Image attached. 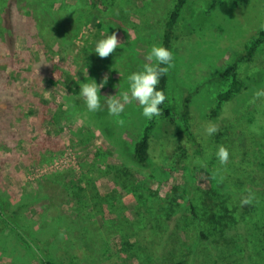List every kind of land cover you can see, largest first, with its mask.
Masks as SVG:
<instances>
[{
    "label": "rangeland",
    "instance_id": "obj_1",
    "mask_svg": "<svg viewBox=\"0 0 264 264\" xmlns=\"http://www.w3.org/2000/svg\"><path fill=\"white\" fill-rule=\"evenodd\" d=\"M175 1L8 0L2 8L0 197L42 248L35 250L29 238L9 231L0 216V264H42L45 252L56 264H122L116 257L121 239L105 223L117 217L118 208L97 211L93 205L94 197L115 191L127 195L124 212L130 220L145 205L158 208L165 202L172 224L189 212L190 198L205 191L219 199L246 196L247 189L264 195V98L250 103L254 92L264 89V45L252 62L240 64L247 90L213 115L218 95L229 85L222 72L264 28V0H190L184 10L170 70L169 109L179 112L185 96L194 95L192 126L203 157L179 135L181 120L177 125L159 120L152 157L141 166L132 152L148 121L142 107L133 102L119 117L108 113L104 98L129 89L128 76L142 70L152 46H160ZM41 17L52 31L41 25ZM113 33L123 45L101 59L95 47ZM105 75L101 110L89 112L77 97L80 84L88 79L99 84ZM230 119L234 126L219 143L216 135ZM209 122L219 126L212 136L204 131ZM221 145L230 153L228 164L236 153L250 162L253 179L246 175L232 187L215 163ZM151 224L138 230L139 237L149 235Z\"/></svg>",
    "mask_w": 264,
    "mask_h": 264
},
{
    "label": "trees",
    "instance_id": "obj_2",
    "mask_svg": "<svg viewBox=\"0 0 264 264\" xmlns=\"http://www.w3.org/2000/svg\"><path fill=\"white\" fill-rule=\"evenodd\" d=\"M108 1L114 4L115 0H107V3ZM189 1L176 0L164 26L160 46L169 49L173 54L183 13ZM7 2L8 0H0V13ZM216 6L217 3L214 2L213 7L216 8ZM42 16L46 17L43 12ZM40 20L41 25L45 26L47 31H52L50 24H46L42 17ZM99 25L102 23L99 22ZM0 29L5 35V26ZM195 30L196 28L193 29V32ZM263 45L264 28L255 33L247 45L246 51L240 54L237 60L222 72V77L229 80V85L226 90L218 95L217 105L213 110L214 116L220 115L227 109L228 104L234 102L247 90L248 85L239 74L240 64L252 62ZM170 80L169 71L167 75L161 78L157 88V90H163L167 97L164 103L160 105L163 114L153 117L151 120L148 119L143 135L134 145L132 157L141 166H147L152 157V142L159 120H166L175 125H177L178 120H181L183 131L179 135L185 137L192 144L195 156L203 157L205 155L204 148L192 126L194 95L185 96L181 110L172 112L169 109ZM233 126L234 124L230 119L227 126L216 135L219 143H223L220 141L223 137L228 138V128H233ZM250 153H253V146L250 148ZM245 154L249 155V153ZM214 157L217 159L216 154ZM232 158L231 163H227L224 167L218 160L215 163L217 166L219 165L218 169L225 176H230L227 181L235 189L236 186L239 187L241 179L247 178V176L250 177L249 179H253L254 176H252L251 169L246 167L250 163L249 161H244L238 153ZM223 169L230 171L232 175H228ZM94 190L92 184L87 187L88 199L91 195H95ZM82 193L85 196L84 188ZM254 193L256 199L251 205L245 206H241V200L245 195L232 194L227 199H219L218 195L211 193L208 195L206 191L203 195H193L189 200V212L175 219L174 224L170 221L169 204L165 202L164 205L160 204L158 208L144 204L145 211L134 221L125 216L126 207L124 206L127 195L118 191L109 195L94 197L93 205L97 211L105 210V206L108 207L109 211H115V208H118L117 217L105 219V223L108 226V231L114 232L113 234L121 239L116 257L122 261V264H130L129 262L133 258L137 260L136 264H264V195L259 191H254ZM1 200L3 203L0 204V216L6 221L9 231H12L17 237L29 238L35 250L42 248L39 240L31 235V231L22 224V220H19L11 211L9 203L3 201L2 197H0ZM138 200L140 201L141 198ZM149 223H152L149 235L139 237L138 230ZM43 257L42 264H56L46 252L43 253Z\"/></svg>",
    "mask_w": 264,
    "mask_h": 264
},
{
    "label": "clouds",
    "instance_id": "obj_3",
    "mask_svg": "<svg viewBox=\"0 0 264 264\" xmlns=\"http://www.w3.org/2000/svg\"><path fill=\"white\" fill-rule=\"evenodd\" d=\"M123 44L118 40L117 34L106 35L101 39L96 47L95 53L101 59L107 58L113 54L117 48H121ZM147 61L141 71L134 72L128 76L129 89L122 91L115 96L104 98L108 113L111 116L119 117L124 112L125 106L133 102H138L142 107V115L151 120L153 117L162 115L160 105L167 99L163 90H157L161 78L169 73L174 67V54L163 46H152L148 54L145 56ZM164 65V66H162ZM40 68V66H39ZM39 68L37 70L39 75ZM87 72V68H86ZM90 82L80 84V93L78 98H83L87 110L95 113L101 110L100 91L108 83V76L105 75L102 81L97 84L95 80L88 79ZM264 98V89H258L253 94L250 103L254 104L257 100ZM123 125L124 121H118ZM207 136H212L219 131V126L209 122L204 129ZM217 159L222 166L227 165L230 153L227 147L221 145L216 153ZM197 163H200L198 160ZM247 195L241 200V206L251 205L256 199L255 193L251 189L246 190Z\"/></svg>",
    "mask_w": 264,
    "mask_h": 264
}]
</instances>
